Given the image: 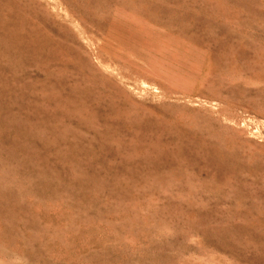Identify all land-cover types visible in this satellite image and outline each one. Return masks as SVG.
<instances>
[{"label": "rangeland", "instance_id": "rangeland-1", "mask_svg": "<svg viewBox=\"0 0 264 264\" xmlns=\"http://www.w3.org/2000/svg\"><path fill=\"white\" fill-rule=\"evenodd\" d=\"M0 264H264V0H0Z\"/></svg>", "mask_w": 264, "mask_h": 264}]
</instances>
